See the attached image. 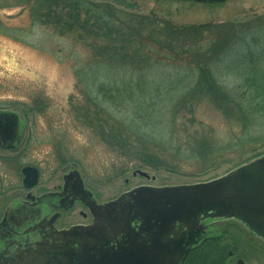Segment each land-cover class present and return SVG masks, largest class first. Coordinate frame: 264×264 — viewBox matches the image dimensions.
Listing matches in <instances>:
<instances>
[{"label":"trees","instance_id":"16d2710c","mask_svg":"<svg viewBox=\"0 0 264 264\" xmlns=\"http://www.w3.org/2000/svg\"><path fill=\"white\" fill-rule=\"evenodd\" d=\"M19 2L28 5L33 22L74 37L99 61L120 66L112 70L122 75L137 72L141 79L143 71L155 75L157 65L172 74L183 72L180 81L143 85L134 92L131 82L123 84L117 94L132 97L135 124L126 126L132 131H109V121L98 116V136L127 158L122 175L170 167L183 171L187 164L190 174L199 176L264 155L236 163L264 148V15L237 23L177 26L91 0ZM204 107L219 114L227 133L218 135L199 117ZM144 117L167 122V130H144Z\"/></svg>","mask_w":264,"mask_h":264},{"label":"rangeland","instance_id":"374dc122","mask_svg":"<svg viewBox=\"0 0 264 264\" xmlns=\"http://www.w3.org/2000/svg\"><path fill=\"white\" fill-rule=\"evenodd\" d=\"M91 1L108 3L135 14L155 16L177 26L237 23L246 21L252 15H264V0H225L218 4L186 0ZM28 10V5L19 0H0V108L15 111L30 108L36 112L31 117L30 130L23 134L22 145L30 144V159L21 163L42 167L45 181L39 187L49 186L51 182L46 183L48 176L51 174L54 178L57 172L58 177L61 168H74L85 183L94 188L99 199L109 200L139 186L204 183L234 169L230 170L232 165L223 166L205 175L192 176L189 165L184 164L183 171L177 172L171 167L157 171L142 170L148 174V179L133 177L131 170L122 175V170L127 168L124 165L127 158L122 159L98 136L96 127L99 126V117L102 121H109L106 128L109 131L119 127L123 131H132V128L126 127L135 124L131 113L132 97L117 94L123 89V84L131 82L134 92L143 85L149 87L161 82L180 81L184 78L183 72L172 74L163 71L165 66L157 65L155 75L153 72H142L147 73V78L141 74L144 78L140 79L137 72L122 75L112 70L119 71L120 66L112 67L106 60L99 61L89 48L77 43L74 37L60 35L33 22ZM167 69L173 70L171 66ZM199 117L218 135L227 133L221 117L210 107H204ZM142 126L154 133L168 128L167 122L161 123L157 117H144ZM263 153L264 148L236 163ZM19 187V183L14 190L0 186V201L18 194ZM227 224L234 228L230 229L233 233H227L221 244L230 247L238 243L243 250L242 257L247 258L245 264H264V256L259 249L249 246L251 239L246 231L232 222Z\"/></svg>","mask_w":264,"mask_h":264},{"label":"water","instance_id":"95a60500","mask_svg":"<svg viewBox=\"0 0 264 264\" xmlns=\"http://www.w3.org/2000/svg\"><path fill=\"white\" fill-rule=\"evenodd\" d=\"M19 127L16 113L0 112V136L7 142L18 141ZM22 172L33 187L37 171ZM136 175L149 178L143 171ZM89 208L92 226L58 233L38 247L42 257L31 264H181L205 225L222 219L237 221L264 240V156L208 182L138 187Z\"/></svg>","mask_w":264,"mask_h":264},{"label":"flooded vegetation","instance_id":"af4514ba","mask_svg":"<svg viewBox=\"0 0 264 264\" xmlns=\"http://www.w3.org/2000/svg\"><path fill=\"white\" fill-rule=\"evenodd\" d=\"M0 112L16 113L21 124L17 142H7L8 138L0 136V186L12 190L16 188V183L20 186L18 194L10 198L4 197L3 202L0 201V264H31L37 261V257H42V254H38V247L51 243L58 233L94 224L89 208L93 203L103 205L138 188L122 192L113 199L101 200L95 194L94 188L89 187L80 174L74 175V172H77L74 168H61L58 177L55 171L54 178L51 174L48 176L46 183L51 182L49 186L39 187L40 183L45 181L42 167L38 164L21 163L27 158L30 159V144L22 145L23 134L30 130L31 119L36 112L30 108L15 111L4 107L0 108ZM25 167L37 171V181L30 188L24 183L22 170ZM227 222L241 226L251 239L249 246L259 249V253L264 256V240L252 235L237 222L219 220L205 225L202 238L190 248L181 264H245L247 258L242 257L243 250L241 251L242 247L240 249L238 243L230 247L221 244L227 233H233L230 230L233 227Z\"/></svg>","mask_w":264,"mask_h":264}]
</instances>
